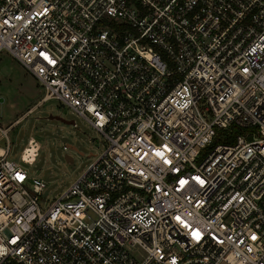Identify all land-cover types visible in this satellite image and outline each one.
Listing matches in <instances>:
<instances>
[{"label":"built area","instance_id":"built-area-1","mask_svg":"<svg viewBox=\"0 0 264 264\" xmlns=\"http://www.w3.org/2000/svg\"><path fill=\"white\" fill-rule=\"evenodd\" d=\"M2 50L106 144L46 201L0 127V264H264V0H0Z\"/></svg>","mask_w":264,"mask_h":264},{"label":"rangeland","instance_id":"rangeland-1","mask_svg":"<svg viewBox=\"0 0 264 264\" xmlns=\"http://www.w3.org/2000/svg\"><path fill=\"white\" fill-rule=\"evenodd\" d=\"M42 91L40 82L17 60L4 50L0 52V127L8 128V157L30 176L45 181L41 197L49 201L93 159L90 153L101 151L106 142L82 116L60 101L49 99L37 104ZM49 114L73 119V123L48 118ZM5 144L0 136V146ZM21 153L26 160L33 154L32 163H24ZM64 154L71 160H65Z\"/></svg>","mask_w":264,"mask_h":264},{"label":"water","instance_id":"water-1","mask_svg":"<svg viewBox=\"0 0 264 264\" xmlns=\"http://www.w3.org/2000/svg\"><path fill=\"white\" fill-rule=\"evenodd\" d=\"M52 117L58 118V119H60V120H62L64 122H67V123H73V119L67 120V119L61 118V117L56 116V115L55 116L50 115V114L48 115V118H52ZM64 158H65V160H68V161L71 160V157L68 154H64Z\"/></svg>","mask_w":264,"mask_h":264}]
</instances>
